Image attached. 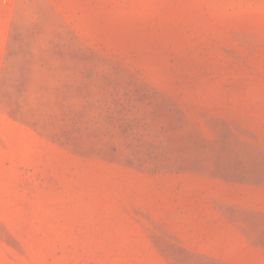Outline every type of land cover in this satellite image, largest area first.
<instances>
[{
  "label": "rangeland",
  "instance_id": "obj_1",
  "mask_svg": "<svg viewBox=\"0 0 264 264\" xmlns=\"http://www.w3.org/2000/svg\"><path fill=\"white\" fill-rule=\"evenodd\" d=\"M0 264H264V0H0Z\"/></svg>",
  "mask_w": 264,
  "mask_h": 264
}]
</instances>
